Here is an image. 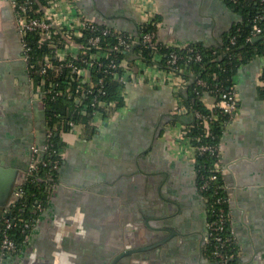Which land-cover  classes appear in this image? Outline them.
<instances>
[{
    "label": "crops",
    "instance_id": "0c3cea01",
    "mask_svg": "<svg viewBox=\"0 0 264 264\" xmlns=\"http://www.w3.org/2000/svg\"><path fill=\"white\" fill-rule=\"evenodd\" d=\"M46 6L36 12L45 14ZM61 8L135 36L143 31L147 10H152L158 21L157 41L167 47L222 49L227 34L243 20L227 0H61ZM71 43L74 50L83 48L75 38ZM129 57L133 61L127 60L132 72L126 73L122 90L125 105L102 101L103 110L94 113L91 128L75 121V129L69 125L60 131L62 172L42 220L26 246L1 264H109L115 254L150 236L143 213L152 226L163 213L171 214L167 224L187 234L163 248L129 254L120 264L214 261L205 244L201 255L196 251L197 230L209 214L187 135L197 114L182 95L194 74L188 68L171 72L161 65L163 53L153 62L134 51ZM46 85L32 75L24 56L12 0H0V164L19 170L8 202L16 199L27 179L33 147L48 145ZM231 88L237 92L238 107L221 139L220 162L237 260L264 264V54L239 66ZM201 99L213 108L218 95L205 91ZM159 126L161 132L152 142ZM141 145L146 149L137 155Z\"/></svg>",
    "mask_w": 264,
    "mask_h": 264
},
{
    "label": "trees",
    "instance_id": "16d2710c",
    "mask_svg": "<svg viewBox=\"0 0 264 264\" xmlns=\"http://www.w3.org/2000/svg\"><path fill=\"white\" fill-rule=\"evenodd\" d=\"M24 2L26 0H18ZM32 8L28 11L29 15H41L36 10L42 4H46L47 0H31ZM229 4L241 15L243 20L237 23L227 34L225 44L222 49L215 47H205L197 45H188L193 47L195 51H200L203 59L191 60L187 68L196 78L187 86L182 95L187 105L192 109L198 110L203 114L216 113L218 116L211 122L210 129L204 128L203 119L196 117L191 127L187 131V135L194 144L212 143L220 144L226 123L230 120L227 114H224L219 108H208L204 105L201 97L205 91H212L219 95L221 89H229L234 83V76L240 65L249 62L258 55L264 54V34L261 39L254 40L252 37L253 18L257 14H262L260 21L264 28V0H227ZM149 26H145L143 30H147ZM127 32V31H126ZM84 36L74 37L77 42L82 43L83 48L87 50V55L97 53L95 63L88 67L87 76L77 78V73L72 67L60 66V61L54 59L56 67L51 68L45 74L47 80L46 87L51 91L47 92L44 99L50 135L48 138V149L41 155L42 159L47 162L46 165L41 162L39 169L29 175L22 186L23 196L20 197L11 208L12 215L17 216V224L11 229L14 238L22 241V222L20 218H28L32 216V208L37 201H42L45 208L48 203L49 195L52 190V184L58 178V169L52 168L55 161L61 165L63 142L60 137V131L69 128V121L82 122L91 128L90 122L94 113L103 110L98 101L113 102L116 107L125 105V98L122 93L125 83L114 75V71L122 74L121 66L112 67L110 64L115 61L119 62L123 58L133 61L129 57L130 51L133 50L145 62H153L154 50L142 40L137 45H133L130 50L114 49L117 42L114 36H108L103 39L98 47L90 45L87 41L88 31ZM31 53L33 55L32 62L40 64L46 54L52 53L53 45L47 40H42V35L38 32L29 33L27 35ZM63 40L64 37H61ZM234 39V42H232ZM60 41V40H59ZM160 52L163 53L161 65H166L165 61L168 57L171 47L160 44ZM102 52L104 54H102ZM79 65L86 66L82 62ZM101 63V65L99 64ZM183 63V62H182ZM184 64V63H183ZM37 79L41 76L32 73ZM192 75V74H191ZM188 75L189 77L191 76ZM202 78L207 81V86L197 84V80ZM102 79V80H101ZM52 81L54 85L49 86ZM60 90L59 95H55V91ZM85 109V112H83ZM218 159L217 155L205 152L196 153V169L198 173V182L202 181L203 176H207L210 168ZM52 171L54 174V182H46L42 177L46 172ZM219 183L224 184L223 177L220 175ZM203 196L208 206V219H211L212 213L209 209L210 203L213 202V189L204 191ZM224 194L227 195L226 191ZM212 245L207 244V251L210 254Z\"/></svg>",
    "mask_w": 264,
    "mask_h": 264
},
{
    "label": "built area",
    "instance_id": "2783aa9c",
    "mask_svg": "<svg viewBox=\"0 0 264 264\" xmlns=\"http://www.w3.org/2000/svg\"><path fill=\"white\" fill-rule=\"evenodd\" d=\"M12 2L19 15V31L24 45V56L29 63L31 73L41 76L44 82H47L45 74L48 70L56 67L54 59H58L60 61L61 67H72L77 73V78L87 76L88 67L95 63L97 53H90L87 55V50L84 48H81V50H74L71 41L76 35L84 36L86 34L85 32L88 31L89 35L87 36V41L90 45L95 47H98L102 40L108 36H114L117 40L114 44V49L130 50L136 41V36L133 33L96 23L87 18H83L78 13H74L73 11L71 12L70 10H63L61 8V0H47V6L45 7L46 13L41 15L28 14V11L32 8L31 0H26L24 2L12 0ZM155 15L156 14L152 10H147L145 26H149V28L147 30H143V34L141 36V40L154 50L153 60L157 59V54L162 55L159 49L160 43L157 41L158 21L156 20ZM262 17V14H257L253 18V38L264 34V28L260 24ZM35 32L42 35V40H47L53 45L52 53L46 54L40 64L32 62L33 55L31 53V46L29 45L27 39V35L29 33ZM61 37H64V39L62 40ZM64 40L66 41L65 43ZM232 42H234V39H232ZM104 53L102 52V54ZM202 59V53L200 51H195L193 47L173 46L171 47L165 61V67H167L174 74H180L184 68H187L188 63L191 60L200 61ZM78 62H82L86 66L79 65ZM99 64L101 65V63ZM110 65L112 67L121 66L123 68L124 73L119 74L114 71V75L123 82H126V73L129 74L132 72L128 61L123 58L118 63L113 61ZM197 84L202 86L208 85L207 81L202 78L197 80ZM52 85L54 84L50 81L49 86ZM50 91V88L46 90V92ZM60 93V90H56L54 96L59 95ZM97 102L101 101L96 99L93 104ZM214 107L221 109L224 114H227L230 117L231 120L238 107V95L236 90L233 88L221 89ZM196 114L197 117H201L203 119V125L207 131L210 129L211 122L218 116L216 113L203 114L198 110H196ZM69 125L70 129L76 128V122L74 120H70ZM191 144L195 155L196 153L202 154L208 152L218 156V159L210 168L208 175L203 176L202 181L199 183V189L202 193L209 189H213L214 193L213 202L210 203L209 207L213 217L208 219L207 222L208 242L212 245L210 255L215 264H239L237 260V239L231 227L229 198L224 194V191H226L225 184L219 183V177L222 175V165L220 162L221 143L194 144L191 142ZM46 149H48V145L45 146V150ZM41 155V149L33 147V156L27 171V177L39 169V164L41 162H43L44 165L47 164V162L42 159ZM59 166L58 161H55L52 168L58 169ZM42 178L46 180V182H54V174L51 170L46 172V175ZM54 183L52 184V187ZM23 194L24 192L21 186L16 193L15 202L22 197ZM15 202L11 205V207L6 209V214L0 221V264L8 254L17 253L22 249L23 245L28 241L30 233L33 227L37 224L40 215L45 210V205L39 200L32 208V216L26 219L20 218V220L23 221V235L22 241L19 242L11 234V229L17 224L18 219L17 216L12 215L11 213V208Z\"/></svg>",
    "mask_w": 264,
    "mask_h": 264
},
{
    "label": "water",
    "instance_id": "95a60500",
    "mask_svg": "<svg viewBox=\"0 0 264 264\" xmlns=\"http://www.w3.org/2000/svg\"><path fill=\"white\" fill-rule=\"evenodd\" d=\"M142 34H143V31L140 29L139 31H138V34H137V36H136V41H135V43H134V46L135 45H137V44H139V42L141 41V36H142ZM262 37V35H258V36H255L254 37V39H256V38H261ZM130 53H133V51L131 50L130 51ZM195 78H196V76L194 75L193 77H192V79H191V83L195 80ZM180 119L181 118H184V116H180L179 117ZM153 122H155V121H153ZM160 132H161V128H160V126L159 127H157L156 128V130H155V133H154V136H153V138H151L152 139V142L154 141V137H155V135L157 136V135H159L160 134ZM46 137V136H45ZM45 144H46V139H44V141H43ZM151 142V143H152ZM43 143V144H44ZM36 147H40V145L39 144H36ZM146 146L145 145H141V146H139L138 147V150H137V155L139 154V153H141V152H143V150H145L146 148H145ZM41 152H42V154H44V152H45V148H43V149H41ZM137 158H138V160L140 161L141 159H143V156H141V155H139V156H137ZM29 168V166L27 167V169ZM18 172H19V170L17 169V168H15V167H13V166H9V167H6L5 165H4V163H1L0 164V221H1V218L6 214V209L8 208V207H11V205L15 202V200H11V201H9L8 202V200H9V198H10V196H11V194H12V191H15V189L13 188L14 186V183H15V180H16V178H17V176H18ZM61 172H62V166L58 169V173L59 174H61ZM24 184V183H23ZM43 214H44V212L40 215V217H39V219H38V221H37V224H36V226H35V228L34 229H36V227L39 225V223L41 222V220H42V217H43ZM207 221H208V219H207ZM159 223V222H158ZM168 228H170V229H172V227H174V225L173 224H168ZM160 226L159 225H154V228L155 229H157V231H160V228H159ZM159 229V230H158ZM175 228H174V230L172 229V231L171 232H175ZM33 232V231H32ZM31 232V233H32ZM32 235V234H31ZM30 238L31 237H29V239H28V241L30 240ZM207 240H208V237H207ZM27 241V242H28ZM147 241H150V237H147ZM201 243L203 244H205V242H203V240L201 241ZM24 246H26V245H24ZM132 251H134V249L133 250H126L124 253H118L113 259H112V261H111V263L110 264H117V262H118V260H119V258L121 257V255H123V254H131V252ZM14 254H8L6 257H5V259L6 258H8L9 256H13ZM4 259V260H5ZM211 263L212 264H215V262L214 261H211Z\"/></svg>",
    "mask_w": 264,
    "mask_h": 264
},
{
    "label": "flooded vegetation",
    "instance_id": "af4514ba",
    "mask_svg": "<svg viewBox=\"0 0 264 264\" xmlns=\"http://www.w3.org/2000/svg\"><path fill=\"white\" fill-rule=\"evenodd\" d=\"M171 214H164L161 216L160 218V223H158L157 225H159L160 227V231H157V229L154 228V226H152L150 223H149V220H148V216L145 215L143 213L142 217L143 219H145L146 223L150 226L149 230H151V233H150V241H147V239L145 240L144 243H141L139 244L138 246H134L132 248H129V249H125V250H122L120 253H124L126 250H133L131 252V254H145V253H148L151 249H155V248H163L164 246H166L171 240L172 238H175V237H178L179 235H182L183 236L185 234H187L186 232H183L182 230L179 229V227H177V225H174V227H172V229L174 230V228L176 229L175 232H171L172 229L168 228V224H167V221L170 220V216ZM207 222H205L204 226L197 230L198 231V240H199V248L196 249V251H199L200 252V255H201V251L203 249V245L204 243L202 244L201 241L203 240V242H205V252L208 254V251H207V244H208V240H207V237H208V226H207ZM159 230V229H158ZM198 253V252H197ZM118 254V253H117ZM115 254L109 261V264L111 263L112 259L117 255ZM129 254H123L121 255V257L119 258L117 264H120L122 261H125L127 256ZM198 261V260H197Z\"/></svg>",
    "mask_w": 264,
    "mask_h": 264
}]
</instances>
